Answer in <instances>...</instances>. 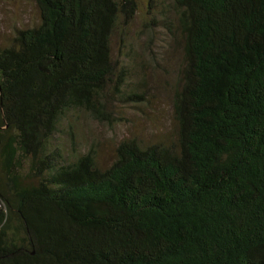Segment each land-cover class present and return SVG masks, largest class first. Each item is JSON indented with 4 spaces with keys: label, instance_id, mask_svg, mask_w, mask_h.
I'll return each instance as SVG.
<instances>
[{
    "label": "trees",
    "instance_id": "16d2710c",
    "mask_svg": "<svg viewBox=\"0 0 264 264\" xmlns=\"http://www.w3.org/2000/svg\"><path fill=\"white\" fill-rule=\"evenodd\" d=\"M138 1L33 0L0 42V264H264V0H160L181 54L168 136L121 138L106 165L59 142L145 100L112 50Z\"/></svg>",
    "mask_w": 264,
    "mask_h": 264
},
{
    "label": "rangeland",
    "instance_id": "374dc122",
    "mask_svg": "<svg viewBox=\"0 0 264 264\" xmlns=\"http://www.w3.org/2000/svg\"><path fill=\"white\" fill-rule=\"evenodd\" d=\"M150 4L152 7L146 0L138 1L125 34L114 33L112 43L115 55L128 58L133 84V80L143 77L145 86L140 91L145 90V100L122 108L123 121L112 126L87 116L73 121L70 128L62 121L59 142L67 151L70 141L77 150L91 148L98 163L106 165L112 159L113 146L121 138L134 136L149 143L168 136L172 127V91L178 80L181 54L166 33L167 24L174 26L172 15L165 11L166 6H161L160 0ZM37 21L33 0H0V42L9 39L16 29L30 27Z\"/></svg>",
    "mask_w": 264,
    "mask_h": 264
}]
</instances>
